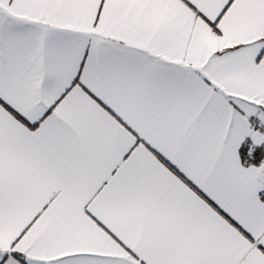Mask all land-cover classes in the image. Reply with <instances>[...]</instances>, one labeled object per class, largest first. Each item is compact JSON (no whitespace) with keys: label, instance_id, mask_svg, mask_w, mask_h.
Listing matches in <instances>:
<instances>
[{"label":"snow or ice","instance_id":"6c2138e0","mask_svg":"<svg viewBox=\"0 0 264 264\" xmlns=\"http://www.w3.org/2000/svg\"><path fill=\"white\" fill-rule=\"evenodd\" d=\"M0 264H264V0H0Z\"/></svg>","mask_w":264,"mask_h":264}]
</instances>
